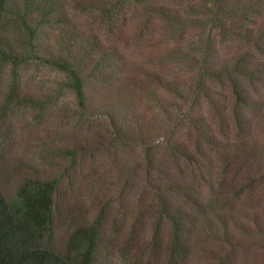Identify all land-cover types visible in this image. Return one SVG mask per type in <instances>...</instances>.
Wrapping results in <instances>:
<instances>
[{"label": "rangeland", "instance_id": "374dc122", "mask_svg": "<svg viewBox=\"0 0 264 264\" xmlns=\"http://www.w3.org/2000/svg\"><path fill=\"white\" fill-rule=\"evenodd\" d=\"M100 1L9 0L0 12V194L14 199L27 178L59 180L48 244L63 252L77 226L96 223L93 264H264V41L210 30L207 0H145L111 17ZM159 5L198 21L178 27L148 11ZM75 35L119 56L112 84L131 93L119 134L92 83L82 111L42 60ZM242 60L254 68L236 76L250 107L237 104L229 80L202 72ZM196 114L204 135L184 118ZM171 175L191 187L163 195L181 206L177 226L151 187Z\"/></svg>", "mask_w": 264, "mask_h": 264}, {"label": "trees", "instance_id": "16d2710c", "mask_svg": "<svg viewBox=\"0 0 264 264\" xmlns=\"http://www.w3.org/2000/svg\"><path fill=\"white\" fill-rule=\"evenodd\" d=\"M144 1L101 0L98 2L97 8L102 14L111 17L128 5ZM8 2L9 0H0V12L5 11ZM207 2L209 4L205 3L203 5L207 14L204 23L210 30L222 29L226 34L228 32L232 34L239 33L244 35L243 40L251 41V38H254L253 40L257 44L264 41V0H207ZM191 10L196 9L191 7ZM148 11L164 17L178 27L185 25L186 21H190V23L198 21L196 17L189 16L191 14L183 18L179 13L160 5L151 6ZM255 17L260 18L259 23L252 19ZM249 19L254 21V27L251 29L244 27V30H242L243 24ZM228 21L233 23L232 26L235 30H226L225 25ZM75 36L70 37L64 47L65 52L63 54H49L42 60L46 64L56 67L65 76L64 84L72 91L77 106L82 111H86L89 107L91 97L88 95L87 90H89L92 83L90 89L96 93V96L106 100L103 108H106L107 112L104 115L112 119L113 125L118 130L117 134H119V132L121 133V127L118 126L117 128L114 123L118 115L123 114V108L128 107L131 96L130 91L121 84H112L113 70L120 66L119 56L112 48L102 46L96 41H93L92 45L88 44L86 40L78 42L76 40L78 36ZM90 48L95 49V55L93 51L89 50ZM208 53L206 52L203 57V61L207 64H209L207 61ZM247 63L248 60L245 62L237 61L231 68H216L210 65L202 69V72L221 81L225 78L229 80L237 104L248 105L252 98L236 79L237 75L247 77L254 73V68H251V65ZM116 81L119 82V80ZM100 84H105L108 87L107 92ZM202 92H204V88H198L195 96L198 97L199 93ZM192 102L193 100H191ZM235 117L238 122L241 113L237 111ZM184 118L193 124V128L198 134H205L204 127L201 125L197 114L195 118L192 116ZM174 130L176 128L172 130L171 134ZM136 140L140 145H146L144 136L140 135ZM251 145L254 146V144ZM171 147L176 151L181 147V144L172 143ZM244 147L246 148V146ZM180 154L188 157L185 153L181 152ZM168 178L170 179L169 182L154 181L151 183V187L160 198L162 211L168 214L176 224L177 219L181 217L179 216L181 206L172 203L163 195L166 193L171 195L183 194L189 192L191 187L189 183L176 180L172 175ZM58 186L59 180L56 179L27 178L20 184L14 199H6L0 194V264H93L100 231L96 223L77 226L71 232L63 252L55 251L48 244ZM220 221L223 226L226 225L224 218H221ZM253 222L260 229L263 228V223L256 217H253ZM174 240L176 242L177 239ZM224 241L228 242V238L225 237Z\"/></svg>", "mask_w": 264, "mask_h": 264}]
</instances>
